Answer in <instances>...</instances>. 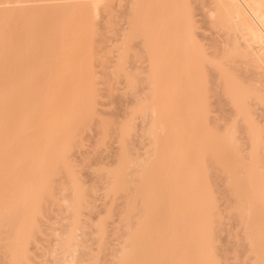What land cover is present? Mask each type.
Listing matches in <instances>:
<instances>
[{
  "label": "bare ground",
  "instance_id": "1",
  "mask_svg": "<svg viewBox=\"0 0 264 264\" xmlns=\"http://www.w3.org/2000/svg\"><path fill=\"white\" fill-rule=\"evenodd\" d=\"M47 1L57 0H0V228L4 226L5 220H8L9 224H5L3 228L9 227L10 232L9 237L8 234L7 236L3 234L7 233V228L6 231H1L2 234L0 232L7 238L5 241L7 244L4 243L5 247L0 243L2 246L0 250L4 247L3 251L6 250L9 253L12 264H27L29 261L27 256L29 248L27 247L30 243L28 241H32L33 233L36 234L39 230L37 224L36 229L34 227L35 222L37 223L36 217L42 216L41 211L44 212L45 209L42 210L41 206L46 198L53 200V188L50 184L56 179L57 175L54 172L59 170V162L66 163L65 155L60 153V149L64 150L72 143L70 138L63 141L64 136L71 132L83 112H87L91 117L97 115L94 103L95 94L91 97L90 108L86 109L84 107L85 95L75 86L76 76L74 75H76L75 70L78 71L80 68L77 66V57L81 55L78 53H82L84 47L81 35L91 26L83 25L81 22L88 11H92L94 16H97L103 0H58L72 3L57 5L56 8L41 5L42 9L38 11H31L34 8L23 6L33 2L45 3ZM192 1L189 3L190 0H127L128 9L124 17L125 28L122 29L121 38L126 40L125 43L132 39L140 40L139 51L135 57L138 63L146 65L142 75L147 83V86L145 85L147 97L136 102L132 113L143 119L144 123L146 121V126L143 123V130L141 129L143 135L141 137L144 139L143 142H146V147L143 148L147 150L144 151L142 158L140 156L128 158L123 152L117 167L112 173H108L110 177L107 176L109 185L106 194L109 191L113 194L119 191V184L126 183L120 180L122 177L120 175L127 174L129 170H133L135 175L138 173L135 176L138 184L143 179L141 185H136L141 190L139 210L143 208L142 213L139 211L143 214L141 216L143 218L137 219V224H135L140 231H137L135 227V232L133 229L132 234L129 233L128 237H124V240L127 238L122 243L125 246H122L120 258H117L118 261L116 260L115 264H217L210 246V224L207 215L212 202L205 195L207 188L204 187L199 177L204 171L202 166L207 159L217 165L222 173H227V171L222 164L221 156L214 153L210 144L202 146L198 155L194 157V145L198 140L195 126L201 117L203 108V98L195 95V89H199L203 83L206 63L217 72L216 84L220 86V91L234 110L235 118L245 125L243 130L247 133L245 136L249 144L248 156L253 161L248 173L260 172L258 177L255 176L252 195L257 197L260 205H264V185L262 184L264 125L260 126L253 115L254 106L260 107L259 109L264 114V0H208L207 7L211 6L212 9H209L207 16L214 21H212L213 25L215 23L216 29L219 30V34L221 33V48L216 57L218 59L215 58L216 61H211V64L210 57L193 42V23L189 9ZM203 1L207 2V0ZM58 9L62 10L61 20L54 26L43 25L41 36L40 32L37 33L35 23L43 15L49 13L48 16L53 17L60 13ZM64 9L68 11L65 12ZM57 27L66 30L63 32L61 29L58 35L54 32ZM22 35L27 38L26 43H22ZM34 45L35 47L38 45L40 51L34 49ZM125 45L128 48V43ZM122 47L117 51L116 61L119 71L121 70L120 62L126 55L124 53L127 52V48ZM46 49L52 50L51 55L55 54L51 56L52 58L50 57L51 59L49 58L52 63L47 58L45 59V56L44 61L40 59L41 56L43 58ZM68 51L71 54L76 53L72 54L74 59L69 60L70 56L65 57L66 60L68 59V64L65 63L66 66H64L65 64L62 63L64 70L63 68L58 70L59 66L57 68L54 66L58 63H53V58L63 56L61 54L69 53ZM37 54L40 57H32ZM31 57L34 61L30 59ZM61 60H63L62 57ZM66 60L64 61L67 62ZM75 60L77 68L75 66L73 69ZM46 61L50 63L46 64ZM31 62L34 65H31ZM69 62H73L72 66ZM78 62L80 64L81 60ZM202 63L205 65H201ZM197 65L202 68L199 69ZM83 69L86 71L89 66L85 64ZM63 71L67 73L65 76H63ZM196 71L199 72L195 74ZM42 74L48 75L47 79L44 80L46 76ZM39 75L43 76L44 81L39 78ZM59 75L58 81L61 79L62 82H70L71 86H75V90L72 89L69 93L65 85L67 82L65 84L60 82V85L63 84L60 88L62 87L63 90L61 88V91H58L55 87L56 83L53 84V82H56V77ZM123 75L126 78L127 87L134 88L135 80L126 74ZM68 79L73 80L74 84ZM41 81L44 82L43 87L39 85ZM57 98L59 103H55ZM56 104L57 112H54ZM45 128L49 130L47 139L44 135ZM131 130L130 126L127 127L126 134ZM28 132L30 135L27 137ZM236 133V126L233 124L222 140L221 146L235 143ZM25 137H27L26 140L22 141ZM38 146L40 149L37 148ZM35 147L37 150L33 149ZM46 152L48 157L45 154L47 159L43 160ZM24 163H29L27 175L22 173L26 168H20ZM166 165H170L169 172H165L169 169L168 167L164 169ZM34 175H37L36 178L39 179L38 182L36 181L37 184L31 182V176L34 179ZM52 175H55V179ZM71 176L70 174L69 185L71 187L68 186L70 192L67 191V193L72 198L65 195L66 198L64 199L63 196L62 199L63 207H68L66 208L68 213L64 218L69 217L66 220V227L69 226V231L65 229L67 233L63 231L64 238L61 235L58 239L63 240L60 243L57 241L61 251L60 249L56 251L59 246L55 251L62 252L64 256L60 259L58 258L60 253L57 255L54 252L57 255L56 259H60L57 261L60 262L58 264H83L75 258L76 255L78 256L75 249L79 247L77 245L79 243L74 240L77 237L75 233L82 232L83 229L79 211L83 210L84 205L87 206V195H83L82 190L85 188ZM52 178L54 180H51ZM49 185L52 189L48 188ZM239 187L245 188L247 185L244 183L242 186L240 183ZM56 202L57 200H54L52 204L56 205L58 203ZM183 202L186 203V207L183 206ZM130 206L131 204L128 205L129 208L125 207L127 213L130 211ZM162 207H166L165 213ZM132 210L133 207L130 212ZM7 212L12 215L5 219ZM157 212L160 217L156 214ZM149 214L154 215L155 218H149ZM162 214H164L163 217H161ZM121 215L125 218V214ZM147 217L149 222L153 218L155 222L149 223ZM156 217L161 221L164 217L165 219L157 222ZM147 223L149 226L154 223L159 225L154 226L155 229L151 225L150 232L147 231L149 228L144 231H147L144 234L150 235L151 239L146 238L148 236L145 237L142 233L144 227H148ZM100 225L97 226L99 233L103 230L102 224ZM151 227L156 233H154L156 238L153 237ZM35 230L37 231L34 232ZM262 231L261 240L264 242V230ZM153 239L156 241H152ZM0 240L3 241V239ZM256 240L257 238L251 239V243H255ZM74 253L75 257H73ZM65 254L68 259H64L67 258ZM56 255H53V259ZM69 255L72 256L69 258ZM262 260L258 258L257 262ZM28 263L32 264L31 259ZM54 263L56 264V261Z\"/></svg>",
  "mask_w": 264,
  "mask_h": 264
},
{
  "label": "rangeland",
  "instance_id": "2",
  "mask_svg": "<svg viewBox=\"0 0 264 264\" xmlns=\"http://www.w3.org/2000/svg\"><path fill=\"white\" fill-rule=\"evenodd\" d=\"M191 1L192 0H190L189 3H191ZM202 1L203 0H201V2L200 0H193V3L189 5L191 7H188L191 10V22L193 23V42H195L199 49H203L202 52L205 51V53L210 57L209 62L211 64V61H216L218 59L216 57H218L221 48V33L219 34V30L216 29L217 25L215 23L213 25L214 21L207 16V12L209 11V9H212L211 6L209 8L207 7L209 5V1L207 0L206 3H204L205 1ZM70 3L72 2L57 0L47 1L45 3L33 2L25 4L23 6L26 8H34L31 11H38L42 9L41 5H44L48 8H56L55 6L57 5H66ZM7 6L9 7L12 5ZM66 8L67 7H65V9ZM127 9V0H103L97 16H94L92 11H88L83 17L84 20H82L81 22L83 25L87 24L88 26H91H89L87 31L83 32L81 35V40L84 41V47L82 48V53L79 52L78 54H80L82 57H77L75 55L78 58L77 66H79L80 68L78 67V71L75 70L76 75H74L73 70V75L76 76L74 83L75 86H77V88L80 89V91L85 95L84 107L86 109L90 108L92 100L91 97L93 94H95L94 103L95 109L97 110V115L91 117L87 112H83V115H81L77 119V124L72 127L71 132L63 138V141L67 138H70L72 141L71 145L66 147L64 150L60 149V153H64L65 155L66 163L59 162V170L57 169L56 172H54L57 175L56 179L55 175H52L55 180L52 178L51 180H54V182H50V185L53 189L50 185V187H48L52 189V201L57 200L58 203L56 202V205L55 203L52 204L51 199L46 198L47 201L45 200L41 206V208H43L42 210L45 209L44 212L41 211L42 216L36 217L37 223L35 222L34 227L36 229V226L38 225L39 230L38 232H36L37 230L34 231L36 232V234L33 233V240L31 239L34 242L28 241L30 245L28 244L27 247L29 248L27 249L29 250L27 256L29 257V261L31 259L32 264H55V261L56 264H58L60 262L57 261L63 259L62 257H64L62 256L63 254H61L62 252H59L60 255L57 252L58 249H60L58 243H60V241L63 240L62 238H64L65 236L63 235V231L69 228V226L66 227V220L69 217L67 219L64 218L66 216V213H68V209H66L68 207H63L64 202H62V199L63 196L64 199L66 198L65 195L71 197V195L67 193V191L70 192L69 189L71 187L69 185L70 174L72 175L71 177L79 181H77L79 185L85 188L84 190H82L83 195H87V200L85 199L87 201H85L87 203V206L84 205L83 210L79 211L81 212L79 219L80 223H82L81 226L83 227V229L82 232H80L79 230L81 229L79 228V232L75 233L77 235L74 234L75 236H77L75 237L76 240L74 241L79 243L77 244L79 245V247L75 249L79 257L77 255L75 257L76 252L73 254V257H75L76 259L78 258L77 261H82L83 264H115L116 260L118 261L117 258L122 252L121 248L123 246L122 243L124 237H126L129 233L132 234L133 229H135L133 232L136 231V228L137 231L139 230L138 227L135 226V224H137V219L143 218L141 217L143 214L139 213V211L142 213L141 210L143 208L141 207V210H139V207L141 206L139 204V199H141V190L137 186L142 184L143 179L139 184L137 183L138 179H136L135 176L138 173L135 175V173H133V170H129L127 171V174L124 173L123 175H120V177L122 176L120 180L124 182L126 181V183L119 184V191L117 193L113 194V192L109 191V194H106V189L109 185L107 178L108 173H112V171L117 167L116 165H118L117 163L118 161H120L119 159L121 158L120 156H122L121 154L124 152L123 154H125L128 158H138L139 156L140 158H142L141 156H143V154L145 153L144 151L147 150V148H145V150L143 148L146 147V142L144 143V139H142L141 137L143 136L141 133V129L144 124L146 126V121L144 123L143 119H141L137 115H133L132 113L135 105L137 104L136 102L140 99L145 98V96L147 95L145 94L147 91V89L145 90V85L147 86V83H145L144 76L142 75V72L143 70H145L146 65L145 63H138L135 57L137 52L139 51L138 45L140 40L132 39V41L130 40L125 43L124 41L126 40L121 38L122 29L125 28L124 17H126L127 15ZM58 10H60V13L55 14L53 17L52 15L48 16L49 13L47 15L39 17V20H37V22L35 23V26L38 29L37 33L40 32L42 36L43 32L41 33V31H43V29L41 30V28H43V25L54 26L61 20L60 17L62 14V10ZM71 20H69L70 23ZM86 28L87 26L85 27V30ZM61 29L62 28L57 27L54 29V32L60 34ZM65 30L66 29H62L63 32ZM25 33V35H27V32ZM23 35L21 36V40H24H22V43H26L25 40L27 38H24ZM35 38L33 39L35 40ZM67 38L69 37L67 36ZM40 39L42 40V38H39V40ZM36 43L33 44L36 45ZM127 43L128 48L127 45H125ZM35 45L34 49H39L37 47L38 45L36 47ZM122 46H125V49L127 48V52L124 53L123 51L124 55H126H123L124 58L120 62L121 70L119 71L117 70L118 64L116 59L117 51ZM41 50L44 51L45 49L41 48ZM51 51H45V53H43L44 55L40 53L41 55H43V58H41L42 56L40 57L38 55L39 53L36 51L38 53L37 56L32 57H40V59H43L42 61H44L45 56V59L47 58V60L51 62V56L55 55L53 53L51 55ZM69 53L64 52L63 54H61L63 56H55L56 61L58 60L59 62H56L55 58H53V63H58L57 65H54L55 68L59 66L58 70H61L63 68L62 65H64L65 63L68 64V59H74L72 58V54L74 52H72V54L71 52ZM33 54L35 53L33 52ZM68 56H70L71 58H68ZM32 57L30 58L31 60H33ZM61 57L63 60H61ZM65 57L68 59L66 60ZM215 58L216 60H214ZM79 59L81 60L80 64L78 62L80 61ZM64 60H66L67 62H65ZM49 61H46L45 63L48 64L47 62ZM32 62L31 65H34L32 64ZM69 63L71 65V63L73 62ZM74 64L73 69H75L76 60L74 61ZM85 64L89 66V69L86 71L83 69ZM203 64L204 63H202L201 65ZM64 66H66V64ZM204 68L206 69L205 73H202L204 76V80H202L203 83L201 84L200 88L198 87L199 89H195V95L198 97L202 96L203 98V108L202 113L200 112L201 117L195 126L198 134V140L194 145V157L198 155L199 149L202 146H204L205 144H210V147L215 151L214 153H218L221 156L222 164L227 171V173H222L217 165L213 164L210 159H207L206 161L204 160V164L202 163L204 171L199 177L200 181L203 182L204 187L207 188L205 195L209 197L212 202L211 209L207 210V215L208 222L210 224V246L212 247V252L215 255L213 256V258L217 264H264V242H262L261 240V236L263 233L262 230H264V205H260L259 202H257V197L252 195V185L255 182V176L258 177L260 175V172L255 174L248 173V169L253 161L248 156L249 144L246 138L247 133H245V131L243 130L245 128V125L243 122H241V120L235 118L234 110L220 91V86L216 84L217 72H215V70H213L211 66H208L207 63ZM240 71L242 72V69H240ZM198 72L196 71V73H194L197 74ZM66 74L67 73L63 71V76H65ZM123 74H126V76H129V78L131 77L135 80L134 88L130 89L127 87V81ZM44 75L46 76L44 77L45 80L47 79L48 75ZM43 76H40L39 78L41 79ZM56 78L57 80L56 82H53V84L56 83V89L58 88L57 90L61 91L63 90V84H65L67 81L62 82L61 79H59L58 81L60 75ZM141 78L143 79L142 81ZM68 81H71V79H68ZM60 82L63 84L60 85ZM74 83L72 82V84ZM43 84L44 82L41 81V84L39 85H42L43 87ZM70 84V82H67V84H65L67 86L66 89L67 91H69V93H71L72 89L75 88L74 85L71 86ZM60 86H62V89L60 88ZM64 93L66 92L64 91ZM55 103H59L58 98L56 99ZM42 105L43 102L41 104V107ZM253 105H251V107ZM55 106L56 109L54 112H57V104ZM254 107V118L256 119L257 123L262 126L264 125V114L261 112V109H259L260 107ZM233 124H235L237 131V133L235 134L236 142L221 146L222 140L229 133L230 128ZM129 126L132 130L126 134L125 129ZM45 129L46 133L44 135L47 136L45 137L47 139L49 130L47 131L48 128ZM29 135L30 133L27 135V137ZM27 137L23 138L22 141H25ZM142 144H144V146ZM37 148H39V146ZM37 148L35 147L33 149L37 150ZM35 153L36 152H34V154ZM211 153L213 152L211 151ZM45 154H47L48 157V153H44L43 160L47 159ZM28 165L29 163H24L23 165H21L22 167H20L22 169H27H25V171L23 169L22 171V173H25L26 175L29 171ZM167 167L169 168L170 165H166L164 169H166ZM168 170L170 171L171 168L166 169L165 172H167ZM139 176L141 177V175ZM36 177L37 175H34L33 179V176H31L32 183L37 184L39 179ZM262 179V184L264 185V177ZM240 183L242 186L245 183L247 187L240 188ZM38 184H40V182ZM236 190L237 192H235ZM68 202L70 203V201ZM128 203L131 204L130 211L133 207L132 212L129 211V213H127V210L125 209V207H128ZM126 204L128 205L126 206ZM183 206L186 207L185 202H183ZM166 207L161 208L164 213L165 211H167ZM64 208L66 209V212ZM162 211L161 213H163ZM158 213L159 212H157L156 214L158 215ZM6 214L8 215L6 216ZM121 214H125V218ZM150 214L148 216L149 218L154 217L155 215L154 212L153 216ZM11 215L12 213L10 214L9 212H7L5 213L4 218L7 219L9 216L11 217ZM126 215H128V218L126 217ZM163 216L164 214H162L161 217ZM157 217L156 221H161V219ZM123 218L124 220H127L124 221ZM153 219L151 220L154 221ZM7 221L5 220L4 226L5 224H9V222ZM152 221L149 223H152ZM100 224H102L101 228L103 230L99 233L97 232V226ZM154 224H151L153 225V228L154 226H159ZM147 225L148 227L145 226L146 228L143 226V234L147 233V231L150 232L149 227L151 225L149 226L148 223ZM4 226L2 225L1 227L3 228ZM2 228H0V232L2 230L4 231L6 228L8 229L7 231L5 230L7 233H3L7 236V234L10 233L9 227H5V229ZM127 230L131 231L129 232ZM145 230L147 231L144 232ZM67 231H69V229ZM151 231L153 232L152 227ZM154 233L155 232H153V234ZM1 234L0 239H3V241L0 240V243L5 247V245L7 244V242H5L7 241V238H5ZM155 234L153 237H155ZM61 235L63 236L59 241L58 239ZM144 235L145 237L148 236L146 238H150V235ZM9 236L10 235L8 234V237ZM253 238H257L255 243H251V239ZM126 239L127 238H125L124 242L126 241ZM57 241L59 242L57 243ZM152 241H154V239ZM76 242L74 243V245H76ZM4 243L6 244L4 245ZM56 244L58 245L56 246ZM2 246H0V248ZM56 247L58 248L56 249ZM3 248L1 249L2 251L0 250V256L3 257L5 255V258L2 259V257H0V264H12V261L9 258V253L6 252L5 249V251H3ZM78 248L79 250H77ZM55 249L57 252L55 251ZM54 252H56L57 255L60 256H58V258L60 259H56L57 255ZM126 252L128 253V251ZM72 253L73 252H71V254ZM52 254L56 255L54 256V259ZM65 255V257H67V254ZM71 256L69 255V258ZM258 258H262L263 260L261 262H257ZM64 259H68V257ZM91 259L94 260L92 261ZM8 261L9 263H7ZM28 262L27 264H29Z\"/></svg>",
  "mask_w": 264,
  "mask_h": 264
}]
</instances>
